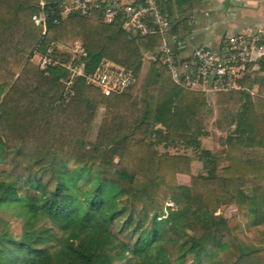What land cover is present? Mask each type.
I'll return each instance as SVG.
<instances>
[{
  "label": "trees",
  "instance_id": "obj_1",
  "mask_svg": "<svg viewBox=\"0 0 264 264\" xmlns=\"http://www.w3.org/2000/svg\"><path fill=\"white\" fill-rule=\"evenodd\" d=\"M177 1L182 14L192 4ZM40 8V0H0V264H264V245L245 244L219 213L233 204L264 227V82H240H259L258 94L189 90L171 79L161 35L130 34L98 11L44 33L32 19ZM189 32L181 16L166 36ZM78 40L87 73L109 59L137 78L144 52H157L142 94L105 95L78 76L65 101L67 69L43 70L33 58ZM210 126L217 151L203 143ZM6 212L21 220L20 234Z\"/></svg>",
  "mask_w": 264,
  "mask_h": 264
},
{
  "label": "built area",
  "instance_id": "obj_2",
  "mask_svg": "<svg viewBox=\"0 0 264 264\" xmlns=\"http://www.w3.org/2000/svg\"><path fill=\"white\" fill-rule=\"evenodd\" d=\"M40 6L32 19L36 26L43 28L44 33L50 25H58L70 16H90L98 11L106 22L120 19L123 29L130 34L161 35L162 40L158 43L161 59L171 79L186 89L201 91L209 96L234 90L258 94L259 82L253 88L240 82L248 76L264 82L262 32L230 34L215 48L204 44L190 48L184 39L176 35L170 38L166 36L171 29L172 19L162 0H59L56 8L47 6L46 0H40ZM174 44L179 47V52L174 51ZM55 48L70 53L73 56L71 61L62 62L55 57ZM86 54L80 40L74 46L53 42L46 53L36 51L33 61L43 70L55 66L67 69L68 75L62 78L66 86L65 101L74 94L72 85L78 76L99 87L105 95L131 90L136 82V76L131 71L103 59L94 72L87 73L85 62L76 59ZM170 205L175 206L174 203Z\"/></svg>",
  "mask_w": 264,
  "mask_h": 264
},
{
  "label": "crops",
  "instance_id": "obj_3",
  "mask_svg": "<svg viewBox=\"0 0 264 264\" xmlns=\"http://www.w3.org/2000/svg\"><path fill=\"white\" fill-rule=\"evenodd\" d=\"M162 1L165 5L166 2H172L178 6L177 0ZM198 11L206 18L205 29L211 30L208 44L204 43V38H199V32L204 28H197V19L194 16ZM181 16L188 18L190 32L184 40L190 48L201 44L217 47L226 36L234 33L264 34V0H192L190 9ZM203 143L205 146L206 138L203 139ZM195 166L201 167V164L194 161L193 170Z\"/></svg>",
  "mask_w": 264,
  "mask_h": 264
},
{
  "label": "rangeland",
  "instance_id": "obj_4",
  "mask_svg": "<svg viewBox=\"0 0 264 264\" xmlns=\"http://www.w3.org/2000/svg\"><path fill=\"white\" fill-rule=\"evenodd\" d=\"M167 6H169L171 8V19H176L179 18L181 16V10L179 9V7L172 3L169 2L167 4ZM198 7H200L199 5H197ZM196 7V5L194 6V8ZM195 18L197 19V28H201L203 27L204 29L202 31L199 32V38H204V43L208 44L210 42V38H211V30L210 29H205L206 25H205V20L206 18L203 17V15H201V12H195ZM196 33V32H195ZM199 39V40H200ZM159 48V47H158ZM213 48H215V46H213ZM145 60H144V66H143V70L141 72V74L136 78V82L133 85V87L131 88V91L133 93H135L137 96H140L143 92V87L146 81V77L148 75V71L150 68V65L152 63V61H154L157 58V52H147L145 51ZM213 103V100L210 99ZM101 112L103 111V109L100 110ZM99 120V119H98ZM211 130L214 132L213 137L211 138H206V147H209L210 149H212L213 151H217L221 148V145L218 141V138L220 136V133L215 131L212 126H210ZM189 153L192 154L191 151H189ZM200 169L199 166H195L194 168V172H197V170ZM179 181L180 183H184V184H189L190 183V177L187 175H180L179 176ZM222 215L226 216V217H232L233 218V225L235 227V232L238 235V237L241 239V241H243L245 244L248 245H255V246H260V245H264V227L263 226H253L251 224H249L247 221H245V218L242 217L241 215H239L237 213V209L235 205H225L220 209V212ZM5 216L7 218H9V220L12 222V228L14 229V233L15 234H20L21 233V227H22V223L21 220L19 218H14V216H12V212H6Z\"/></svg>",
  "mask_w": 264,
  "mask_h": 264
}]
</instances>
